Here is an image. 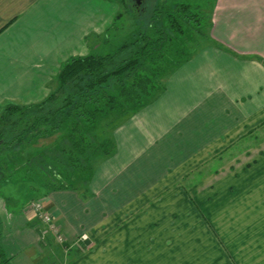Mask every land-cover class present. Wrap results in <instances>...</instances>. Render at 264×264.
I'll return each mask as SVG.
<instances>
[{
    "label": "crops",
    "instance_id": "obj_1",
    "mask_svg": "<svg viewBox=\"0 0 264 264\" xmlns=\"http://www.w3.org/2000/svg\"><path fill=\"white\" fill-rule=\"evenodd\" d=\"M105 7L0 0V108L41 102L99 48ZM208 40L114 132L85 191L34 198L62 244L41 239L33 199L8 211L0 194L9 264H264V0H216Z\"/></svg>",
    "mask_w": 264,
    "mask_h": 264
},
{
    "label": "trees",
    "instance_id": "obj_2",
    "mask_svg": "<svg viewBox=\"0 0 264 264\" xmlns=\"http://www.w3.org/2000/svg\"><path fill=\"white\" fill-rule=\"evenodd\" d=\"M132 12L136 17L143 13L137 7ZM203 18L200 8L188 2L169 9L161 5L152 10L145 28L113 51L63 63L41 102L4 106L0 184L20 183L29 189L39 184L41 189H35L43 193L85 191L96 165L114 154V132L150 106L164 91L163 79L191 60L199 43L190 33L210 28L207 21L202 27ZM46 139L52 141L37 147ZM1 237L0 222V264H9Z\"/></svg>",
    "mask_w": 264,
    "mask_h": 264
},
{
    "label": "rangeland",
    "instance_id": "obj_3",
    "mask_svg": "<svg viewBox=\"0 0 264 264\" xmlns=\"http://www.w3.org/2000/svg\"><path fill=\"white\" fill-rule=\"evenodd\" d=\"M103 6L106 8L105 15L103 18L106 19V26L102 31V45L99 46V48H95V50L92 52L93 54H103L113 51V49L117 48L121 41H123L126 37L129 35H132L136 33L140 28H145L147 26V18L151 14L153 9L159 8L161 5H165L169 8L173 7L174 5L180 4V3H189L192 5H197L201 12L203 13L204 18L201 21L202 27L207 24L210 25V20H212L213 15V9L214 5L216 3V0H139V5H137L138 0H127L125 3H122L121 0H101ZM172 5V6H171ZM141 6V8H140ZM134 7H137L138 9H142L143 13L142 15H139L136 17L134 12L132 10ZM167 10V8H165ZM117 16H120L117 20ZM102 18V23L104 22ZM104 26V25H103ZM210 27V26H209ZM197 33H201L197 35ZM196 34H191V40L196 42L198 46L195 49V53L193 54L191 60H193L198 54H200L205 48L209 47V41H208V28L207 25L201 28ZM204 35H207L206 37ZM207 38V39H206ZM104 39L107 41L104 43ZM190 60V61H191ZM189 61V62H190ZM189 62L179 66L169 77L166 79H163L164 83V90L167 82L174 76V73L178 71V69L186 66ZM163 93V92H162ZM0 108V112H1ZM143 110V109H142ZM132 118V117H131ZM56 137V136H54ZM52 141V139H46V140H40L37 147H40L42 145L49 144ZM219 159V158H215ZM213 163V164H212ZM212 165L210 167L213 168H219L217 166L218 162L216 161L214 165V161L211 162ZM98 164L96 165V167ZM95 167V169H96ZM94 169V170H95ZM199 172V170H197ZM198 172H196V179L198 180L200 177ZM190 179L192 181L193 175L190 176ZM185 181L188 180V177L184 179ZM189 182V181H187ZM185 182V183H187ZM39 185V184H38ZM37 184H30L31 190H29V185H21L20 183H14V184H0V194L3 196V199L6 198L4 201L8 205L7 210L12 211L14 208L18 206H22V204L26 203L27 201H30L33 199L31 203L28 204V208H30V211L34 214L36 221L39 225L42 226V232H41V239L43 242L48 238L50 239V236L55 232L54 230H51L48 226L43 224L39 219L36 213L34 212V208H32V203L34 202H43V198H40L39 200H35L36 198H39L41 193L43 195V190L35 189L40 188ZM184 185V184H183ZM185 186V185H184ZM23 187L28 188L27 190H23ZM34 187V188H33ZM13 188H15L13 190ZM17 188L21 189L20 191L17 190ZM36 190V191H35ZM12 191V192H11ZM11 192V193H10ZM39 194V195H38ZM43 197V196H42ZM10 198V199H9ZM35 198V199H34ZM43 204V203H42ZM55 229V228H54ZM50 234V235H48ZM55 234V233H54ZM56 243L62 244L59 240H57V236L55 234Z\"/></svg>",
    "mask_w": 264,
    "mask_h": 264
},
{
    "label": "built area",
    "instance_id": "obj_4",
    "mask_svg": "<svg viewBox=\"0 0 264 264\" xmlns=\"http://www.w3.org/2000/svg\"><path fill=\"white\" fill-rule=\"evenodd\" d=\"M31 205H32V208H34V212L38 216V219L43 224H45L46 226H48L51 230H54L55 231L54 226H53V222H52V217L46 211V209L44 208L43 204L41 202H38L37 201V202L32 203ZM54 233L56 234V231ZM57 240H59L60 242H62V239L59 236H57Z\"/></svg>",
    "mask_w": 264,
    "mask_h": 264
},
{
    "label": "water",
    "instance_id": "obj_5",
    "mask_svg": "<svg viewBox=\"0 0 264 264\" xmlns=\"http://www.w3.org/2000/svg\"><path fill=\"white\" fill-rule=\"evenodd\" d=\"M137 5H139V0H138V3H137Z\"/></svg>",
    "mask_w": 264,
    "mask_h": 264
}]
</instances>
